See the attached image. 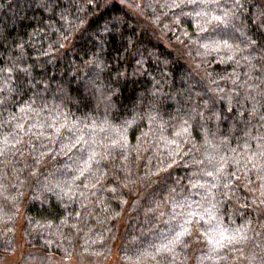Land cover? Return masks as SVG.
I'll return each mask as SVG.
<instances>
[{
    "label": "trees",
    "instance_id": "trees-1",
    "mask_svg": "<svg viewBox=\"0 0 264 264\" xmlns=\"http://www.w3.org/2000/svg\"><path fill=\"white\" fill-rule=\"evenodd\" d=\"M170 3L0 0V250L14 247L23 211L33 248L107 257L119 237L126 262L158 264L152 245L180 230L179 201L198 215L216 204L247 239L208 259V225L193 223L171 264H264V0H218L201 17ZM225 13L227 26L211 21ZM208 96L221 119L197 115ZM49 117L67 128L54 133ZM93 154L88 178L75 179Z\"/></svg>",
    "mask_w": 264,
    "mask_h": 264
},
{
    "label": "snow or ice",
    "instance_id": "snow-or-ice-1",
    "mask_svg": "<svg viewBox=\"0 0 264 264\" xmlns=\"http://www.w3.org/2000/svg\"><path fill=\"white\" fill-rule=\"evenodd\" d=\"M218 0H171L170 4H167V7L173 8V9H184L191 7L193 11L197 7L201 8V11L196 12L197 17L201 16H206L209 14L212 5L217 4ZM235 7L236 9H240L243 7V4L241 3V0H234ZM46 6V5H45ZM186 15H191V13H185ZM235 13H233L234 15ZM262 15H264V12H262ZM223 19H221L219 16H212L211 21H215L217 24H227L230 21V17H228V14H224ZM209 21V22H211ZM116 23L113 22L111 25L105 24L103 32L104 33H110L115 27ZM101 41H103L104 36L100 34ZM255 44V41H250L249 46H252ZM204 47H208V45H204ZM223 47L225 50H231L232 46L228 43L227 40L223 41ZM219 50V46L217 48ZM231 58V57H230ZM262 60H264V57H261ZM261 70H264V64L261 65ZM233 83H236V81H233ZM251 89H249V92ZM245 100H248L249 97L245 96ZM239 103V101H237ZM216 104L217 100L212 97L208 96L206 100L203 102V108L204 111H200L197 113V115L206 120H219L221 117L217 115V110H216ZM21 113H24L26 111H30V108H21L20 109ZM255 105H253L252 108V114H255ZM205 112H207V116H205ZM240 115H244L243 112L239 113ZM63 115V113H61ZM150 119H154V117H149ZM262 120H264V114L261 115L260 117ZM58 119V118H57ZM49 121H51V117H49ZM48 127L52 128L53 132L56 134H59L61 129L67 128V125L64 123H60L59 127L56 126L55 121L47 122ZM185 124H187V120H185ZM17 127L19 129H23L22 124H17ZM43 127V125H41ZM95 130V129H93ZM101 131H104V128L101 127ZM68 131H72L71 128H68ZM188 129L184 127L183 125L181 126V131L176 132V136H181L182 132H187ZM45 139L51 141L52 136H46ZM261 139H264V137H261ZM78 140H83V137H78ZM20 143H23V140L19 141ZM0 143H3L4 145H8V137L5 136L3 138V141H0ZM12 147H15V145H12ZM44 147H47V145H44ZM112 148L117 147L116 143H113L111 145ZM69 145H63V149H69ZM0 155H3V150H0ZM41 155H44V153H41ZM262 156H264V153H261ZM95 159V154L90 155L88 157V160L85 161V167L80 169V175L76 176L75 179L79 180L81 177L88 178L86 176V173L88 170L92 167L91 163L89 161H92ZM208 160L209 164H213L214 166V171L209 170L205 172V175L212 177L213 179H216V176L223 171L222 167H218L214 164L215 158L213 156H208L206 157ZM98 163V161H97ZM199 163H204L203 160L199 161ZM93 180L96 179L95 176L91 177ZM87 187V185H85ZM193 187H201L203 188L204 185H193ZM204 199H207V196L204 197ZM127 203V201H125ZM176 208H180L181 211L180 213H177L176 215H183L185 217L184 222L179 225V231H176L175 234L171 237H165L164 240H161L159 245L153 244L152 248L155 249L153 253H151V259L157 260L158 264L160 260L171 258L170 259V264L171 261H175V253L177 247H184L187 246L189 243V240L187 238L193 236V232L189 225L193 223H203V225H208V227L204 228V231L200 233L201 236H203L209 246V252H208V259H212L213 256L219 257L220 260H227V255L223 254L225 252V249L231 250L235 248L238 244L243 242L244 240L247 239L246 233L244 232L243 229H238L232 232H229L227 228H225L222 224V222L219 220L216 212L213 210L216 209V204H212L211 207H206L203 211V214L198 215L196 211H188L184 212L185 208H191L190 204H181L179 201L176 202L175 204ZM207 217V219H205ZM212 221H215V224L212 223ZM165 240L167 242H165Z\"/></svg>",
    "mask_w": 264,
    "mask_h": 264
},
{
    "label": "rangeland",
    "instance_id": "rangeland-1",
    "mask_svg": "<svg viewBox=\"0 0 264 264\" xmlns=\"http://www.w3.org/2000/svg\"><path fill=\"white\" fill-rule=\"evenodd\" d=\"M130 203V202H128ZM128 205V204H127ZM128 209L122 213V219L118 222V228L122 231L126 222L124 216ZM27 220L23 211H20L18 220L13 229L14 247L10 250H0V264H129L120 253L119 237L112 241V250L109 256L97 255L94 258H79L78 256H60L55 253H48L39 248H33L28 244L25 229ZM90 256H93L89 254Z\"/></svg>",
    "mask_w": 264,
    "mask_h": 264
}]
</instances>
